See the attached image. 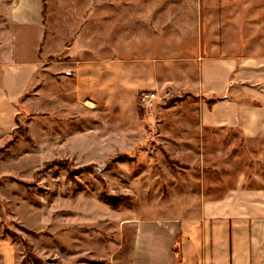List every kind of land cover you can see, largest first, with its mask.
Instances as JSON below:
<instances>
[{
  "label": "crops",
  "instance_id": "0c3cea01",
  "mask_svg": "<svg viewBox=\"0 0 264 264\" xmlns=\"http://www.w3.org/2000/svg\"><path fill=\"white\" fill-rule=\"evenodd\" d=\"M178 1L47 0L44 19L42 0H19L9 33L0 37V105L17 107L32 91L27 110L107 108L125 122L137 119L138 93L169 86L218 98L211 110L202 108L201 128L217 129L221 138L264 139V92L249 81L259 74L264 81V57L251 45L264 41V0H221V13L206 8L203 18L201 1L181 0L183 10L173 7ZM203 41L246 44L211 56ZM226 149L221 145V153ZM250 178L253 188L240 173L233 188L199 194L203 205L192 216H141L131 264H262L254 235L264 233V181ZM5 249L0 244V253Z\"/></svg>",
  "mask_w": 264,
  "mask_h": 264
},
{
  "label": "rangeland",
  "instance_id": "374dc122",
  "mask_svg": "<svg viewBox=\"0 0 264 264\" xmlns=\"http://www.w3.org/2000/svg\"><path fill=\"white\" fill-rule=\"evenodd\" d=\"M18 1L0 0V37L9 33ZM42 1L46 19L47 0ZM179 1L173 7L185 9ZM200 1L201 17L206 8L221 13V0L204 6ZM66 2L70 13L74 1ZM258 32L264 34V27ZM203 44L212 56L217 49L232 55L246 43ZM251 45L264 57V41ZM249 81L264 92L260 74ZM150 92L157 95L153 107L142 100ZM28 94L17 107L0 105V244L9 247L0 253V264H131L141 216H192L203 205L199 194L233 188L240 173L249 187L254 175L264 181V139L221 138L219 130L200 127L202 108L211 110L218 98L171 92L169 86L140 92L137 119L129 115L123 122L107 108L68 112L62 104L48 112L27 110ZM221 145L227 147L222 153ZM248 234L246 241L253 236ZM254 237L264 257V233Z\"/></svg>",
  "mask_w": 264,
  "mask_h": 264
},
{
  "label": "built area",
  "instance_id": "2783aa9c",
  "mask_svg": "<svg viewBox=\"0 0 264 264\" xmlns=\"http://www.w3.org/2000/svg\"><path fill=\"white\" fill-rule=\"evenodd\" d=\"M142 100L146 106L153 107L155 105V101L157 100V95L154 92L145 93L142 96Z\"/></svg>",
  "mask_w": 264,
  "mask_h": 264
}]
</instances>
